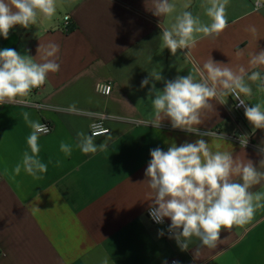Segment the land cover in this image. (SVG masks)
I'll return each instance as SVG.
<instances>
[{
    "label": "crops",
    "instance_id": "obj_1",
    "mask_svg": "<svg viewBox=\"0 0 264 264\" xmlns=\"http://www.w3.org/2000/svg\"><path fill=\"white\" fill-rule=\"evenodd\" d=\"M169 2L175 12L158 17L152 0H57L51 20L27 29L17 25L7 39L0 36V50L12 48L37 61L40 45L60 46L59 71L49 73L46 83L27 98V103L42 108L0 105V264H264V207L257 209L250 224L222 230L216 248L200 247L193 238L187 251L167 234L168 218L165 225H154L145 214L152 197L145 171L153 149L167 151L172 143L203 138L214 151L231 152L238 161L251 160L264 171V165L259 166L264 160V130L254 129L235 112L230 96L226 104L212 101L215 110L202 114L200 132L216 136L173 129L168 119L159 128L147 126L153 119L152 85L162 91L165 81L194 73L192 61L202 65L211 56L233 70L243 66L249 74L264 75V66L249 64L250 54L264 50V3L255 9L250 0H228L226 29L219 37L200 39L189 50V60L187 49L175 56L163 49L161 30L184 10L209 22L205 0ZM66 16L67 31L62 27ZM153 70L160 71L161 81L151 79ZM145 78L149 83L141 87ZM106 82L111 83V93L102 96L95 85ZM248 83L252 96L246 102L264 105V92L257 83ZM77 112L122 120L107 121L108 134L91 136L105 148L84 154L77 146L78 133L90 136L91 118ZM25 114L51 127L39 137L38 158L47 164L39 179L23 168L14 172L24 153L31 154L27 139L32 129ZM243 135L251 146L241 148ZM61 143L71 146L70 155L60 150ZM250 190L264 193V182Z\"/></svg>",
    "mask_w": 264,
    "mask_h": 264
},
{
    "label": "clouds",
    "instance_id": "obj_2",
    "mask_svg": "<svg viewBox=\"0 0 264 264\" xmlns=\"http://www.w3.org/2000/svg\"><path fill=\"white\" fill-rule=\"evenodd\" d=\"M153 14L160 17L175 12V5L169 0H152ZM228 0H205L207 23L192 12L184 10L174 16L170 27L161 30L163 49L167 48L173 56L178 50L187 52L195 48L200 39L216 38L226 29V6ZM188 4L184 5L187 9ZM57 14V0H0V36L7 39L14 26L29 28L37 23L51 20ZM251 31L255 32V28ZM60 46L49 43L38 48L41 61L30 55H21L15 49L0 50V105L26 103L33 89L43 86L49 73L60 69L57 63ZM237 55H242L241 51ZM194 73L177 76L165 81L163 90L155 84L150 92L153 119L147 126L159 128L165 119L170 120L173 129H180L197 136H216L215 132L201 133L202 114L215 110L216 104H226L229 96L244 108V116L254 129L264 130V105L249 104L247 97L252 96L248 83H257L258 90L264 92V75L260 71L250 74L240 66L237 70L228 64L214 61L210 56L202 65L192 61ZM249 64L253 67L264 66V50L250 54ZM152 80L163 79L160 71L149 74ZM149 79L141 82L148 85ZM25 120L32 129L27 139L30 153L25 152L14 172L21 168L39 179L47 172V164L39 157V137L49 129L46 125ZM78 147L84 154H94L106 147L96 144L91 136L78 133ZM241 148L248 144L246 135L239 137ZM60 150L71 154V146L61 143ZM264 151V150H262ZM151 160L145 171L146 182L152 191L149 214L158 224L165 218L171 223L168 231L172 233L183 251L189 249L193 238L200 241V247L214 249L221 241V231H230L236 226L243 227L254 219L257 209L264 207V193L252 192L254 185L264 182V171H260L251 160L238 161L231 152L214 151L203 139L185 142L179 146L172 143L167 151L156 148L150 151ZM264 165V160L260 165ZM233 177H239V181ZM144 181V182H145ZM163 235V232L160 233ZM199 254V248L194 255ZM102 264H108L105 260Z\"/></svg>",
    "mask_w": 264,
    "mask_h": 264
},
{
    "label": "built area",
    "instance_id": "obj_3",
    "mask_svg": "<svg viewBox=\"0 0 264 264\" xmlns=\"http://www.w3.org/2000/svg\"><path fill=\"white\" fill-rule=\"evenodd\" d=\"M250 1L253 3V6L255 9L259 8L264 3V0H250ZM62 27L65 31H67L70 28L69 17L66 16L63 18ZM111 89H112L111 83H109V82L97 83L95 85L96 92L102 96H108L111 93ZM33 90H36V89H33ZM231 99L233 101L234 111L240 113L246 119V117L244 116V108L242 106H239V102L237 100H234L233 97H231ZM20 104H24V105H27L29 107L31 106V107H34L37 109L42 108L38 104H34V103H27L26 102V103H20ZM77 113L82 114V115L87 114L90 116L91 122L89 125V134H90V136H93V137L100 136V135H106L109 133V129L105 125V123L107 121H109V120H122L120 118L112 117V116L105 114V113H82V112H77ZM42 124L47 126V128L49 129V131L47 133H49L51 130V127L47 123H42ZM247 145L251 146L252 144L250 142H248ZM145 214L152 224H154V225H165V220L162 224H158L151 218V216L149 214V207H147ZM167 234L171 235L172 233H170L167 230ZM171 263L175 264V261H171ZM186 264H193V263H186Z\"/></svg>",
    "mask_w": 264,
    "mask_h": 264
}]
</instances>
